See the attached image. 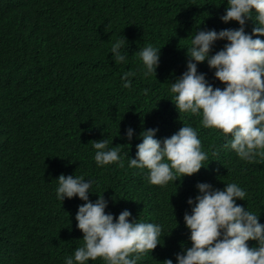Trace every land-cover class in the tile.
I'll return each mask as SVG.
<instances>
[{"label":"trees","instance_id":"1","mask_svg":"<svg viewBox=\"0 0 264 264\" xmlns=\"http://www.w3.org/2000/svg\"><path fill=\"white\" fill-rule=\"evenodd\" d=\"M227 7V0H0V264H65L68 257L76 264L83 239L76 215L85 202L57 198L61 174L92 181L90 201L104 194L106 213L117 220L128 210L130 222L162 227L160 245L137 264H178L177 255L191 247L184 216L199 183L214 190L236 183L247 194L236 203L264 225V155L258 150L252 162L242 160L224 147L231 135L204 128L202 115L179 113L170 91L187 71L196 32L239 29L222 21ZM254 23L255 13L248 34ZM124 37L126 59L116 63L111 47ZM227 43L216 41L210 55ZM149 44L161 50L160 63L145 77L138 53ZM197 68L214 88L225 87L207 61ZM126 72L134 73L130 88L123 87ZM183 124L196 129L208 155L199 173L158 186L147 169L129 166L143 131L155 130L162 142ZM106 138L109 148L124 146L123 167L97 165L90 142Z\"/></svg>","mask_w":264,"mask_h":264},{"label":"clouds","instance_id":"2","mask_svg":"<svg viewBox=\"0 0 264 264\" xmlns=\"http://www.w3.org/2000/svg\"><path fill=\"white\" fill-rule=\"evenodd\" d=\"M227 4L221 19L224 23L237 22L239 29L196 32L187 49V71L171 83L170 91L179 113L202 115L204 128L231 135L225 148L230 147L242 160L252 162L258 150L264 155V40L259 39L264 37V0H227ZM254 13L258 23H254L252 34H248L245 26L247 21H253ZM125 40V37L117 40L111 47L116 63L126 59L121 54ZM219 40L228 43L210 55ZM160 53L151 44L139 51L146 68L145 77L156 75ZM205 61L215 70V78L225 85L223 89L214 88L204 74L198 73L197 65ZM133 75V72L123 74L124 88L132 86L129 77ZM133 135V129L129 128L127 138L131 140ZM155 136V130L143 131L136 158L129 159L130 167L148 170L151 184L163 186L205 168L208 155L202 150L193 127L183 124L177 133L162 142ZM90 144L95 149L97 165L124 166L120 154L124 146L109 148L107 138ZM1 176L2 172L0 181ZM91 187L92 181L82 176L61 174L58 178V199L79 197L85 202L78 207L76 215V228L83 236L74 252L76 264L98 258L105 264H137L142 254L152 253L160 245V225L139 220L130 222L132 213L128 210L122 211L117 220L106 213L108 202L104 194L95 203L90 201ZM197 188L200 195L195 201L188 200L193 207L191 214L184 216L191 233V247L177 255L178 264H264V225L259 223L257 215L236 203L245 200L246 192L236 183L226 184L224 190H214L207 183H199ZM13 192L9 189L12 198ZM249 241H258V246L249 247ZM65 264H74L73 257H68ZM163 264H173V261L166 259Z\"/></svg>","mask_w":264,"mask_h":264}]
</instances>
